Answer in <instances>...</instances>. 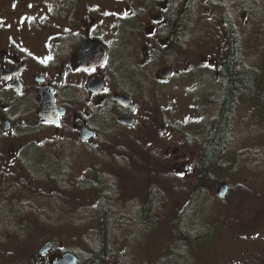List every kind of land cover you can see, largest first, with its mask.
Here are the masks:
<instances>
[{
    "label": "rangeland",
    "instance_id": "obj_1",
    "mask_svg": "<svg viewBox=\"0 0 264 264\" xmlns=\"http://www.w3.org/2000/svg\"><path fill=\"white\" fill-rule=\"evenodd\" d=\"M60 1L0 0V31L10 22L1 39L5 36L7 41L8 35L14 39L34 35L37 42L32 44L38 52V29L47 31L53 25L56 27L51 21L56 20V13L65 10ZM97 1L109 15L123 5L122 0ZM216 3L209 18L203 12L190 24L184 23L185 52L189 60L186 71L164 85L150 84L147 86L150 93L138 96L141 104L135 129L121 130L107 120L106 141L110 149L116 148L112 153H105V149L98 152L63 147V141L75 139L69 130L62 137H54L52 129L45 127L38 132L35 127L22 129L25 136L21 139L38 141V145L28 144L27 152L11 165L12 172L3 169L2 173L4 176L13 173V185L19 183L26 187V181L18 182L20 174L28 175L30 162L38 159V164L32 162L30 166L38 168L44 177L42 185L38 184L33 191L37 198L32 194L16 197L12 194L2 199L5 185L0 184V264H37L36 250L48 240L54 242L55 249L60 243L59 252L78 253L83 258L91 253L85 244L92 229L98 235L99 223L94 217L85 223L84 215L95 213L98 188L94 180L102 175L116 182L115 196L124 202L141 201L147 189L154 185L167 194L164 204L158 208L164 213L158 215L160 220L156 226L148 229L142 238L136 236V231L131 232L133 238L126 235L113 247L119 254H129L132 264H160V259L169 254L172 240V225L167 215L171 210L175 215L186 203L190 187L195 183L208 123L217 114L225 93V84L201 65L200 59L207 56L216 58L220 64L225 61L227 19L234 23L238 36L235 42L242 60L240 64L244 63L255 76L249 91L237 95L230 123L232 136L236 138L235 148L218 166L217 186L227 184L228 193L223 202L215 200L210 204L214 224L210 223V230L215 234L211 233L190 264H264V0H216ZM170 54L165 52L166 57ZM154 61L159 62L157 55ZM182 61L183 57L180 67H183ZM162 123L167 131L172 130L171 134L159 131ZM173 148L177 150L174 158L181 160L176 163V171L171 155ZM254 151L261 156L258 166L250 157ZM1 152L7 153L5 149ZM185 162L189 163V169L180 173ZM255 168L259 170L254 171ZM27 190L31 192L30 188ZM10 198L6 205L5 201ZM32 199L35 203L38 200V204L34 212L28 213L30 230L20 231L23 217L14 214L10 204L16 206ZM11 217L16 223L13 227ZM17 232L24 236L23 241ZM199 237L196 234L195 243L200 241Z\"/></svg>",
    "mask_w": 264,
    "mask_h": 264
},
{
    "label": "flooded vegetation",
    "instance_id": "obj_2",
    "mask_svg": "<svg viewBox=\"0 0 264 264\" xmlns=\"http://www.w3.org/2000/svg\"><path fill=\"white\" fill-rule=\"evenodd\" d=\"M60 3L65 10L56 13V20L51 21L56 27L52 24L47 31L38 29V52L32 44L37 42L34 35L15 39L8 35L7 41L5 36L1 39L9 21L6 29L0 31V184L5 185L2 199L12 194L34 195V189L42 185L43 173L30 166L32 162L38 164V159L30 162L29 176L20 174L18 182L26 181V187L13 185V173L6 176L2 173L3 169L12 172L11 165L27 152L28 144L38 145V141L21 139L25 136L23 128L35 127L37 132L49 128L54 137H62L69 130L75 139L63 141V147L106 151L107 120L121 130L135 129L141 104L138 96L150 93L147 86L164 85L186 71L189 60L184 23L190 24L198 13L206 12L205 18H209L217 4L216 0H122L123 5L109 15L97 0ZM91 10L96 13L91 14ZM226 23L228 57L238 36L234 23L230 19ZM168 51L171 54L166 57ZM155 53L159 62L154 61ZM223 63L214 57L200 59V64L208 67L210 73L219 74L217 80L224 83L226 62ZM166 66L172 67L171 71H161ZM41 102L45 105L42 114ZM132 102L137 104L135 110ZM132 114L135 124H124ZM163 128L164 123L159 131L168 135ZM79 130H83L86 138L79 136ZM3 149L7 153L2 154ZM174 161L181 160L174 158ZM10 201L11 198L5 204ZM37 204L38 200L35 203L32 199L10 206L15 211L25 207L35 209Z\"/></svg>",
    "mask_w": 264,
    "mask_h": 264
},
{
    "label": "trees",
    "instance_id": "obj_3",
    "mask_svg": "<svg viewBox=\"0 0 264 264\" xmlns=\"http://www.w3.org/2000/svg\"><path fill=\"white\" fill-rule=\"evenodd\" d=\"M228 28L230 29V27ZM233 36L232 34V38H234ZM239 55L238 45L233 42L223 67L225 93L219 103L217 114L208 123L202 144V156L197 161L195 183L190 187L184 206L175 215L172 214V210L167 215L172 225V240L169 245L170 252L167 256L165 255L166 257L160 259V264H190L191 258L195 259L194 255L200 254L203 243L211 233L215 234L214 230L213 232L210 230L212 227L210 223L213 224V213L209 211L210 204L211 201L223 202L226 199V196L219 198L212 192L220 177L218 166L235 148L236 138L232 136L230 123L237 95L243 91H249L255 76L252 70L239 63L242 61L239 59ZM111 149L110 151L106 150L105 153H112L116 148L112 147ZM251 155V159L258 166L261 163V156L256 151ZM262 161L264 162L263 159ZM253 170L255 171L257 168ZM59 183L62 184L60 181ZM115 183L104 175L97 179L98 204L93 209L95 213L87 212L84 215V222L89 223L94 217L99 223L96 232L98 235H94L96 230L90 231L89 242L85 246L91 253L84 258L75 253L80 264H132L129 254L127 255L126 252L119 254L113 248L115 243L120 238L125 239L126 235L132 237L131 232L135 231L138 233L136 236L142 238L148 229L153 228L159 222L158 215L164 213V211H158V208L164 204L167 194L155 185L147 189L146 197L141 201L135 202L131 199L124 202L115 196ZM30 209L29 207L17 208L14 212V214L23 217L19 226L20 231L30 230L31 222L27 217L30 215L29 212H34L29 211ZM38 215L41 216V213L38 212ZM10 222L12 227L16 224L14 217H11ZM17 234L21 236V240H19L23 241L24 236L18 232ZM196 234H200L198 243L194 242Z\"/></svg>",
    "mask_w": 264,
    "mask_h": 264
},
{
    "label": "water",
    "instance_id": "obj_4",
    "mask_svg": "<svg viewBox=\"0 0 264 264\" xmlns=\"http://www.w3.org/2000/svg\"><path fill=\"white\" fill-rule=\"evenodd\" d=\"M42 109V107H41ZM124 123L127 125H130L133 123V119H129V120H124ZM85 137V136H83ZM228 191V186L226 184H220L217 187L216 193L219 197H223L226 195ZM49 246H51V243H49V245H43L39 250L38 253H44L45 251L49 250ZM53 264H79L77 261L76 256L71 253V252H65L62 255L58 256L55 260Z\"/></svg>",
    "mask_w": 264,
    "mask_h": 264
}]
</instances>
